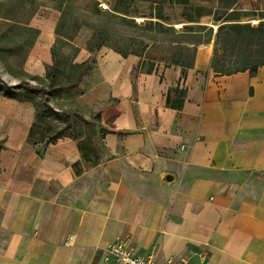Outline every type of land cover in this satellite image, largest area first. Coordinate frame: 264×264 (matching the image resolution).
<instances>
[{
	"label": "crops",
	"instance_id": "0c3cea01",
	"mask_svg": "<svg viewBox=\"0 0 264 264\" xmlns=\"http://www.w3.org/2000/svg\"><path fill=\"white\" fill-rule=\"evenodd\" d=\"M236 2L264 10V0ZM196 46L184 71H143L135 56L107 49L65 92L101 117L111 140L136 141L125 145L127 172L113 159L105 183L87 182L79 164L95 154L75 138L67 159L59 137L41 155L2 153L0 264H112L102 247L125 223L128 245L139 254L155 247L157 264H264V65L214 75L212 43ZM80 50L75 63L90 57Z\"/></svg>",
	"mask_w": 264,
	"mask_h": 264
},
{
	"label": "rangeland",
	"instance_id": "374dc122",
	"mask_svg": "<svg viewBox=\"0 0 264 264\" xmlns=\"http://www.w3.org/2000/svg\"><path fill=\"white\" fill-rule=\"evenodd\" d=\"M184 1L187 7L173 0H0V141L4 148L0 149V157L2 153L21 154L22 159L33 153L41 155L51 148L49 138L63 133L57 139L56 149L66 153L65 159L70 154V146L76 143L73 138L95 154L89 163L79 164L87 182L105 183L103 166L113 159L127 172L125 145L134 146L136 141L126 143L122 136L111 140L107 133L109 127H104L101 117L99 120L98 115H90L77 101L65 98L68 89L65 85L79 69L73 64L77 62L80 49L87 50L94 61L107 49L127 52L137 58L138 68L143 71L154 66L175 65V60L181 58L193 63L195 54L191 40L210 41L213 45L215 32L212 28L208 30V23L217 25L225 21H215L210 14L207 17L194 15L195 19L190 21L185 18L189 8L200 5L213 9L217 4L215 0ZM218 2L223 6L224 0ZM253 11L254 14L243 16L239 21L252 26L264 20L261 15L264 10ZM157 22L171 27L175 33L184 26L200 24L206 28L192 31L196 32L193 37L180 38L159 29ZM53 52L57 65L56 86L48 90L45 72L52 64ZM48 59L50 63L45 64ZM38 60L44 64V71L36 68ZM24 81L29 83L28 87H17ZM5 87H13L21 93L9 95ZM114 102L116 100L111 98L109 104ZM43 108L56 111L61 118L44 114ZM62 142H70V145ZM129 170L135 176L142 174L136 165H130ZM128 228L126 223L122 225L113 242L125 239L133 245ZM97 258L96 255L93 262Z\"/></svg>",
	"mask_w": 264,
	"mask_h": 264
},
{
	"label": "trees",
	"instance_id": "16d2710c",
	"mask_svg": "<svg viewBox=\"0 0 264 264\" xmlns=\"http://www.w3.org/2000/svg\"><path fill=\"white\" fill-rule=\"evenodd\" d=\"M237 0H224L223 6H218L215 10L206 8L200 5H195L194 8H189L188 12L185 13V18L193 21V16L199 17L201 15H211L215 21H225L221 23L217 28L213 41V51L210 57L209 69L214 75H225L237 73L239 71H246L247 73L254 75L257 69L264 65V20H260L257 25H250L246 22H240L239 19L243 16L252 15L254 11L242 10L237 6ZM176 4H182L183 7H187L184 0H173ZM230 9V10H229ZM191 11L194 12L191 15ZM264 16V13H261ZM158 17H161L158 14ZM159 29L168 30L177 35V37H193L195 35L192 31H198L197 28L205 29L204 25L184 26L179 33H175L171 27H163L160 23H156ZM211 27L208 28V30ZM205 42L200 39L191 40V44L194 47L192 50L195 54L196 46L195 43ZM122 56L127 55V52L121 53ZM94 62L93 58H88L81 63H74L78 67V71L73 77L72 81H68L65 88H72L77 85L80 80L81 74L87 69L92 67ZM175 65L180 66L181 70L184 71L187 68L192 67L193 63L186 61L184 58L177 59L174 62ZM57 70L56 58H54L52 64L48 66L45 76L48 78V90H53L55 85V71ZM152 67L148 68L147 71H151ZM29 86L27 81L21 82L17 87L26 88ZM60 86V85H59ZM6 92L10 95L19 96L20 90H16L13 87H5ZM40 93L43 94V90L39 89ZM180 104V103H179ZM181 105V104H180ZM179 105V106H180ZM44 114L61 118L60 114L56 111L52 112L46 108H43ZM64 135L63 133H57L49 138L52 142L59 136ZM2 147V141H0V148Z\"/></svg>",
	"mask_w": 264,
	"mask_h": 264
},
{
	"label": "built area",
	"instance_id": "2783aa9c",
	"mask_svg": "<svg viewBox=\"0 0 264 264\" xmlns=\"http://www.w3.org/2000/svg\"><path fill=\"white\" fill-rule=\"evenodd\" d=\"M104 251L103 259L112 264H157L152 253H136L125 239L106 244L102 247ZM168 264H189L184 259H180Z\"/></svg>",
	"mask_w": 264,
	"mask_h": 264
},
{
	"label": "water",
	"instance_id": "95a60500",
	"mask_svg": "<svg viewBox=\"0 0 264 264\" xmlns=\"http://www.w3.org/2000/svg\"><path fill=\"white\" fill-rule=\"evenodd\" d=\"M219 25H220V24H218L217 27H218ZM164 177H165V179H167V180H170V179L172 178V176H169L168 174H166Z\"/></svg>",
	"mask_w": 264,
	"mask_h": 264
}]
</instances>
